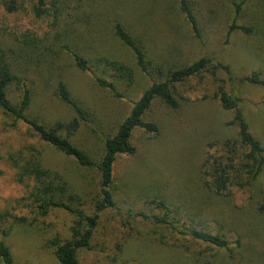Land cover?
I'll return each mask as SVG.
<instances>
[{
  "label": "rangeland",
  "instance_id": "rangeland-1",
  "mask_svg": "<svg viewBox=\"0 0 264 264\" xmlns=\"http://www.w3.org/2000/svg\"><path fill=\"white\" fill-rule=\"evenodd\" d=\"M188 1L198 35L175 0H97L92 6L73 2L57 20L50 15L37 18L31 0H19L17 12L8 14L0 0V47L22 48L29 40L43 54L25 73L33 92L29 113L52 126L72 121L76 115L55 95L57 82H63L88 115L70 140L98 159L104 138L115 134L132 103L152 81L163 80L165 70L162 73L155 65L173 68L205 57L231 70V78L222 71L214 75L204 71L176 84L175 110L153 103L146 120L154 122L159 133L151 136L136 130L135 155L117 158L112 183L115 206L100 213L90 248L77 253L79 264H264V213L258 212L264 180L244 189L228 187L220 195L211 187L214 169L233 159L225 144L238 141L236 128L226 125L233 113L222 110L216 97L219 87L242 98L250 131L264 148V87L240 81L254 71L264 79V0L242 5L244 0ZM119 19L146 39L150 78L139 72L133 55L115 37L113 24ZM232 23L252 27V33L233 31L227 36ZM65 47L82 50L87 58L105 56L129 66L134 72L131 85L115 83L122 98L95 84L100 69L76 70ZM10 95L17 102L21 91L13 86ZM28 146L40 152L45 169L64 177L87 214L99 200L100 178L96 170L80 168L40 142L23 123L13 127L0 111V239L13 264H57L50 241L68 240L74 217L59 209L45 217L36 214L28 199L32 182L18 184L8 161ZM152 199L165 201L172 227L128 215L131 210L162 216V210L147 204ZM189 229L224 238L228 249L193 240ZM3 230L8 236L2 237Z\"/></svg>",
  "mask_w": 264,
  "mask_h": 264
},
{
  "label": "trees",
  "instance_id": "trees-1",
  "mask_svg": "<svg viewBox=\"0 0 264 264\" xmlns=\"http://www.w3.org/2000/svg\"><path fill=\"white\" fill-rule=\"evenodd\" d=\"M97 0H31L33 3V13L37 18L50 15L55 20L62 16L63 11L67 9L70 3H82L92 6ZM245 1L241 2L242 5ZM252 1V0H248ZM8 14L15 13L19 9V0H2ZM180 14L189 24L191 30L198 35L196 15L188 0H175ZM240 5L236 6V12H239ZM233 31H240L242 34L252 33V27L237 26L232 23L228 27L227 36ZM113 32L120 44L128 50L135 62V66L140 73L146 77H151L149 68L151 60L148 58V51L145 46V40L132 30L131 26L123 23L122 19L115 21ZM20 48V47H19ZM0 47V111L3 115L12 120V126L18 122L28 127L38 140L51 147L58 153L70 158L78 167L85 169H94L99 174V200L95 201L92 214H87L83 210L81 198L73 193L69 188L64 177L55 171L45 169L41 163V154L33 146L25 148L24 152H19L16 157L10 156L9 162L15 170V181L18 184L32 182L31 192L28 194L33 209L40 217H45L51 210H63L74 217L70 228V238L65 241L54 239L50 245L54 248V256L57 264H79L77 253L83 249H89L94 230L97 227L99 215L104 210L115 206L114 195L112 191L113 168L115 162L120 156H133L136 148L132 144V137L136 130L143 131L151 136H157L159 129L154 122L146 120L153 103L159 101L169 109L178 108V102L175 98L174 86L182 83L189 78L196 77L204 71H211L212 75L216 72H224L231 78V70L227 65L212 63L208 58L199 60L177 67H167L164 63L155 65L158 71H164V78L161 81H152L143 91L137 101L132 103L130 113L117 127L113 136L104 138V145L98 155H91L86 150L77 147L72 143L70 137L77 131L79 121L87 120L84 111L78 100L69 92L66 85L59 81L56 84L57 99L76 115V117L66 123H57L55 125L47 124L44 120L34 117L29 110L32 104V90L26 83L25 73L30 69V63H39L36 59L42 56L40 49L27 40L22 48ZM64 50L69 53L74 61V68L82 73L96 72L101 70L100 76L94 78L95 84L109 90L117 99L122 98L118 93L115 83L131 85L134 79L133 70L124 63L116 59H109L105 56L97 58H87L84 51L70 50L65 47ZM24 62L21 66L19 63ZM105 77L110 78L108 81ZM243 83L250 86L264 87V79L260 72L254 71L249 76L240 79ZM15 87L21 91L17 102L10 95V88ZM220 107L226 112H232L233 118L226 125L234 127L237 130L238 141L225 144L227 151L232 158L238 160L232 163L229 159L227 164H220L214 169L211 187L216 195L222 194L228 187L234 186L244 189L252 186L259 178L264 180V148L250 131L245 115L241 109L242 98L237 94H227L223 87H219L216 93ZM238 144V145H237ZM236 165V166H233ZM163 211L162 216L146 215L143 212L127 211L133 218L151 220L156 224L169 225L167 217L170 211L162 199H152L147 203ZM258 212L264 213V201L259 204ZM19 221V220H18ZM25 220H23L24 222ZM189 236L198 242L211 245L219 250L228 249V242L220 237L194 229L188 230ZM8 236V232H2V237ZM0 260L3 264H13L10 251L0 239ZM209 264V263H208Z\"/></svg>",
  "mask_w": 264,
  "mask_h": 264
}]
</instances>
